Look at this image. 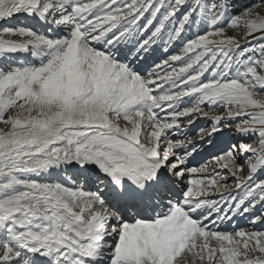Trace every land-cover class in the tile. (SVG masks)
<instances>
[{
    "label": "snow or ice",
    "instance_id": "snow-or-ice-1",
    "mask_svg": "<svg viewBox=\"0 0 264 264\" xmlns=\"http://www.w3.org/2000/svg\"><path fill=\"white\" fill-rule=\"evenodd\" d=\"M235 7L0 0V59L17 60L0 68V264H264V231L213 227L264 209V0ZM20 15L54 35L7 26ZM176 42L154 65L171 71L141 74ZM200 117L209 128L181 135ZM224 129L240 140L191 179L208 165L188 158ZM69 166L95 190L57 178Z\"/></svg>",
    "mask_w": 264,
    "mask_h": 264
},
{
    "label": "rangeland",
    "instance_id": "rangeland-1",
    "mask_svg": "<svg viewBox=\"0 0 264 264\" xmlns=\"http://www.w3.org/2000/svg\"><path fill=\"white\" fill-rule=\"evenodd\" d=\"M257 4H258V3H257ZM226 34H227L228 36H233V35L235 34V32H234V30H232V29H228ZM241 44H242V45H245V41L242 40V41H241ZM0 128H3V125H2V124H0ZM75 171H77V170H75ZM66 173H67V172H62V173H60L61 176H64V177H65V181L68 180V176L66 175ZM72 173H74V172H72ZM72 173H71V175H73ZM77 185H79V184H77Z\"/></svg>",
    "mask_w": 264,
    "mask_h": 264
},
{
    "label": "bare ground",
    "instance_id": "bare-ground-1",
    "mask_svg": "<svg viewBox=\"0 0 264 264\" xmlns=\"http://www.w3.org/2000/svg\"><path fill=\"white\" fill-rule=\"evenodd\" d=\"M69 168H71V170H73V169H75V168H73L72 166H69ZM76 170V169H75ZM73 175L74 174H77V171H75L74 173H72Z\"/></svg>",
    "mask_w": 264,
    "mask_h": 264
},
{
    "label": "trees",
    "instance_id": "trees-1",
    "mask_svg": "<svg viewBox=\"0 0 264 264\" xmlns=\"http://www.w3.org/2000/svg\"><path fill=\"white\" fill-rule=\"evenodd\" d=\"M238 11H239V10H237V9H236V11H235V12H238Z\"/></svg>",
    "mask_w": 264,
    "mask_h": 264
}]
</instances>
